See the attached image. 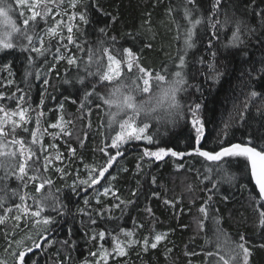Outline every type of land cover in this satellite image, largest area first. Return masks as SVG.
<instances>
[{"label":"trees","instance_id":"obj_1","mask_svg":"<svg viewBox=\"0 0 264 264\" xmlns=\"http://www.w3.org/2000/svg\"><path fill=\"white\" fill-rule=\"evenodd\" d=\"M61 1H66L62 4L66 8V14L61 18L63 24L58 27L62 29L63 41L61 34L47 36V28L54 25L49 15L38 19L34 28L29 26V34L36 37L33 41L35 46H39V38L43 37L44 48L47 49L44 55L31 52L30 48H21L19 45L27 44L21 35L14 36L17 47L0 50V106L8 112L16 111L19 98L24 97L20 103L30 111L26 114L27 122L16 129V136L25 140L26 146H31L36 152L29 162L28 175L52 181L40 193L35 190L40 180L33 182L25 177L26 188L14 177L7 181L9 195L4 207L0 208V216H5V208H12V211L0 223V252L6 239L17 230L13 217L20 212L13 205L23 203L19 195L11 196V189H17L21 195L27 192L37 199L48 197L40 219L45 216L52 218L48 225L41 222V231L33 241L41 247H29L32 251L26 253V264H33L34 261L36 264H97L98 261L104 264L103 259H98L99 254L105 249L112 252L113 238L125 246L127 255L110 256L107 264H218V257H206V253L216 251L217 228L234 241H239V236L243 234L252 253L250 264H264V248L260 247L264 243V231L259 230V214L255 211V202L250 199L254 186L249 176L245 175L243 162L230 169L236 178L232 182H224L222 173H217L215 169L211 172L206 170L211 165L201 157L193 155L177 159L169 156L162 161H155L154 158L141 160L143 149L149 147L155 150L156 145H149L143 140L131 141L122 146L123 155L114 161L106 178L92 187L80 184L79 181L89 175L85 165L101 166L106 163L108 156L99 149L105 144L111 145L110 136L114 135V131L108 127L107 107H95L100 103L96 97L86 102L83 114L80 111L86 87L90 88L99 77H87L86 87L78 82L79 77L87 76L85 66L88 64L89 48L94 53L90 71L96 70L97 57L103 55V47H108L117 58L123 55L124 48H130L143 67L162 73L167 69L169 80L172 79L171 73L177 70L179 56L184 55L187 83L185 90L178 95L185 112L193 102L202 105L199 113L204 123L201 147L205 150L218 149L221 143L246 140L249 133L258 139V129L264 128V121L257 115V109L264 112V95L251 102L244 120L240 119L239 113L250 91L264 94V19L255 14L264 11V0H255V3L253 0H221L219 14L215 18L223 21L227 14L233 22L223 28L217 26L216 38L212 36L213 29L207 19L213 0H197L195 5H186V0H77L75 9L69 7L71 0ZM6 3L11 5L9 17L22 26V20L27 16L21 17L16 0H6ZM186 6L193 10V19L203 18L194 30V47L187 52L184 50V34L190 25L184 18ZM73 12L84 14L88 22L80 21L78 15L70 21L69 16ZM237 19L246 26L242 34L243 43L230 46L229 38ZM70 23L75 25L72 33L75 43L67 41L66 27ZM101 29L105 31L102 33ZM247 29L254 31L248 32ZM5 30L6 26L0 22V32ZM101 40L104 41L102 46L99 44ZM147 44H151V48L146 47ZM68 57H76L79 66L69 65ZM210 63L222 73L216 80L208 79L215 75L208 67ZM106 64L107 58L104 57L101 66L106 67ZM138 75V71L128 74L125 70L121 79L104 82L96 90L107 94L115 87L131 84V80ZM45 79L48 84L44 83ZM159 91V87L154 86L150 94L138 93L137 100L155 104ZM42 97L43 105L40 104ZM89 107L92 109L90 115L87 113ZM41 112L43 115L37 128L36 118ZM61 115L65 121H72L65 126L66 131H71V136L64 135L59 128L49 127L57 123ZM89 122L91 126L87 127ZM11 127V124L5 125L9 133ZM113 127L118 130V125ZM25 128L38 131L35 145L31 144V131L26 132ZM85 132L87 139L82 146L80 141L84 140ZM148 134L155 135L160 141L159 146L174 147L184 152L193 146L195 137L190 121L184 120L175 127L165 123L157 125L153 121ZM12 138L11 134L6 137L8 141ZM70 148L75 149V155H70ZM115 151L110 149L111 154ZM45 158L51 161L46 171ZM178 164L183 167L178 169ZM3 175L0 170V176ZM0 188H3V183H0ZM105 188L115 191L120 200L111 194L105 196ZM49 192L52 193L50 197ZM209 196L212 199L207 205L208 217L205 219L199 209ZM166 200L172 201L173 205L166 204ZM26 203L31 210H35L31 198ZM116 204L119 207H114ZM121 229L131 231L133 236H126ZM102 230L106 233L103 240L99 238ZM160 233H166V238L152 249V239ZM94 235L95 240L92 239ZM38 236H44V239H37ZM146 236L149 237L147 251L142 243ZM129 240L138 243L128 247ZM209 240L211 244L207 243ZM219 242L220 254L227 259L232 245L225 241L222 234ZM9 264H13V260Z\"/></svg>","mask_w":264,"mask_h":264},{"label":"snow or ice","instance_id":"obj_2","mask_svg":"<svg viewBox=\"0 0 264 264\" xmlns=\"http://www.w3.org/2000/svg\"><path fill=\"white\" fill-rule=\"evenodd\" d=\"M56 3V0H16V4L20 8H26V12H21V17L27 15V18L22 20V26H19L15 21H13L8 13L11 9V5L6 3V0H0V22H2L6 26V30L0 32V50H8L17 47L16 43H14V36L21 35L26 41L27 44L19 45L24 50H28L30 48L31 52L37 53L38 55H44L47 49L44 48V39L43 37L39 38V46H35L33 44L34 39L36 37L33 34H29V26L32 28L35 27L38 19L45 18L53 13V7ZM197 0H186V5H195ZM255 3V0H253ZM221 0H213L212 3V11L209 13L207 19L209 26L213 29L212 36L216 38L215 29L217 26L223 28L232 24V17L225 14L223 21L220 19H216L220 10ZM77 6V0H71L69 7L75 9ZM169 14H171V9L168 10ZM193 10L185 7L184 10V18L187 20L190 25L184 34V50L187 52L188 49L194 47V30L195 28L203 22L202 17H197L195 19L192 18ZM66 14V13H65ZM257 16H260L264 19V11L256 12ZM79 16V20L87 23V19L84 14H77L75 12L69 16V20H75L76 16ZM115 19V17H113ZM63 24V21H57V24L53 27L47 28V35L49 37L55 36L58 34V27ZM75 25L68 24L67 25V41L68 43H75L73 38V29ZM246 26L239 19L235 21V28L232 32L231 37L229 38L230 46H238L243 43L242 34ZM102 33L105 29L100 30ZM248 32L254 31V29H247ZM61 41L64 40V36L60 35ZM264 43V42H262ZM99 44L102 46L104 41H99ZM148 48H151V44L145 45ZM209 46H211V40H209ZM66 47V45H65ZM79 48L80 45H77ZM81 51L83 49L81 48ZM103 55L101 57H97V68L96 70L90 71L91 63L93 60V49H88V64L85 66V71L87 73L86 77H79L78 82L81 83L82 86H85V82L87 77H99V80L92 84L90 88L86 87V90L83 93V99L81 100V108L80 111L83 114L85 111V104L90 100L91 97H96L100 103L96 104L95 107L97 109H101L103 107H107L108 111L106 113L108 120V127L114 131V135H111V145L105 144L104 147L100 148L99 151L103 152L108 159L105 164L101 166H89L85 165V168L89 171L88 178L85 180H80V184L87 185L88 187H92L93 185L98 184L103 178H106V173H108L109 169L113 166L114 161L117 160V157H122L123 152L121 151L122 146L126 145L131 141H146L149 145L155 144V150H152L149 147H145L143 149L141 160L145 158H154L155 161H162L165 157H173V158H183L185 156H198L203 158L205 162L210 163V167L206 170L211 172L213 169L217 173H222L221 179L224 182H232L236 175L235 173L230 172V169L234 165H238L240 162L244 164V172L245 175L249 176L251 183L253 184V190L250 195V199L255 202V211L259 214V230L264 231V128L258 129L259 137L258 139H254L252 134L249 133L246 140H241L236 143H221L218 146V149L213 150H205L201 147V139L204 135V123L200 116V110L202 105L200 103L193 102L192 104L187 106V111L185 112V106L181 103L179 99V93L185 90V85L187 83L185 78L184 69L186 67V59L184 55H180L178 58V63L176 64L177 70L171 73L172 79H168V71L167 69L164 72H154L153 70H149L143 67L139 62V57L132 51L130 48L123 49V55L120 58H117L116 55L112 54L111 50L108 47H103L102 49ZM59 52V48L57 49ZM215 52L213 56H215ZM107 58L106 67H102L103 58ZM31 57H29V61L31 62ZM67 63L69 65H77L78 61L76 57H68ZM8 67V65H5ZM55 67V66H54ZM209 69L215 73L213 76H209L208 79L216 80L219 78L222 73L217 72L215 69V64H209ZM128 74H132L135 71H138L139 75L135 76L131 80V84H123L121 86L115 87L111 89L107 94L97 92V87L102 86L104 82H114L118 79H121L124 75V72ZM51 71V69H49ZM264 71V69H262ZM37 78H39V73H37ZM67 83V81H65ZM45 84H48L49 81L45 79ZM154 86L159 87V98L157 99L155 104L149 105L147 101H138L137 94H150L152 88ZM262 93H258L255 90L249 92L247 100L243 106V110L240 111L239 116L241 120L245 119V114L249 110L251 102L259 97H261ZM152 98L151 96L149 97ZM67 99V98H66ZM20 102L24 100V97L21 96L19 98ZM17 103L16 111L8 112L2 106H0V113H3V116H0V170L3 171L4 175L0 176V183H3V188H0V208L4 207L6 200L8 199L9 189L7 181L10 178H15L20 181V183L26 188L27 184L25 183V177H28L30 181L40 180L41 182L36 185V193H40L45 185H51L52 181L48 178L33 175L29 176L28 171L30 168V161L33 160V157L36 156V152L33 151L31 146H26V142L23 139L17 138L16 129L18 127H22L23 123L27 122V113L30 111L28 108H24L22 104ZM75 103V101H73ZM44 99L41 98L40 104L43 105ZM61 110L63 109V103L60 105ZM115 108L116 111H112ZM92 109L87 108V113L90 115ZM43 113H38L36 118L37 128H39L40 116ZM123 115V118H120ZM257 115L264 121V112H261L260 109H257ZM18 117V119H15ZM83 119V115L81 117ZM190 121L192 129L195 131L194 144L189 149V151H177L174 147H162L159 146L160 141H158L155 135H149L148 130L151 127V123L154 121L157 125L161 123H165L171 125L172 127L177 126L178 122ZM72 121H65L63 115L58 118V122L52 125H49L51 128H59L60 132L64 135L71 136V131H66L65 126L67 124H71ZM11 124V133H9L5 125ZM114 125H118V130H115ZM90 122L87 127H90ZM103 127V124L101 125ZM228 125L225 124V128ZM24 131H31V144L35 145L37 143V130H31L25 128ZM45 132L47 130L45 129ZM11 134L12 139L8 141L6 137ZM103 134V133H102ZM167 134V133H165ZM58 135V134H56ZM87 139V132L84 133V140H81L80 143L83 146L85 140ZM18 146V147H12ZM110 149H115V153L111 154ZM41 150L43 151V145H41ZM70 155H75V149H69ZM59 159V155L56 157ZM45 171L47 170V164L51 163L48 158H45ZM139 164L137 167L139 168ZM182 164H178L177 168H182ZM60 171V169H57ZM93 173H98V175H93ZM111 179H115L112 177ZM155 181V178H153ZM208 179V177H205ZM90 181V183H89ZM247 187V185H245ZM191 188V185L189 186ZM216 188V183H213V189ZM58 191V190H57ZM75 191V187H74ZM105 196L111 194L116 200H120V197L117 195L115 191H112L111 188H105L104 193ZM135 194V193H134ZM19 199L23 202L21 204H14L13 207L22 215H17L14 219L19 222L28 215L36 218L34 220V225H39L41 222L44 225H48L52 222V218L49 216L43 217L41 220V213L44 211L45 200L48 197H44L43 199H37L34 195L29 196L27 192L24 194H19L17 189H11V196H18ZM153 195H158L157 193H153ZM48 196H52V193L49 192ZM31 198L35 204V210H31L30 206L26 203L27 199ZM212 197L209 196L208 200L205 201V204L202 205L199 209L200 213H202L207 219L208 217V208L207 205L209 201H211ZM225 200L228 199L227 196L224 197ZM87 204V200L85 201ZM120 203H124V201H120ZM130 203V202H129ZM166 204L173 205L172 201H165ZM114 207H119V204L114 205ZM5 216H0V223H3L5 217L9 215L12 211V208H5ZM82 211V210H81ZM151 212V209L148 210ZM93 224L96 223L95 220L92 221ZM18 226V225H17ZM142 227V225H141ZM201 229L204 228L203 221L200 222ZM122 232L125 233L126 236L132 237L133 233L131 231H125L121 229ZM225 237V241L228 244H231L232 247L229 248V256L226 259L224 255L220 254L221 244H220V235ZM105 231L99 232V238L103 240L105 238ZM166 233L156 234L152 239V243L150 247L155 249L157 245L166 238ZM31 237H29L30 239ZM37 239H44V236H38ZM93 240L96 239L94 235L92 237ZM114 240V248L111 253H109L106 249L100 253L101 259L104 260V264H107V260L110 256H119L123 257L127 255L125 246L113 238ZM66 243V242H65ZM136 240H129L127 242V246L131 247L133 244H137ZM144 250L147 251L149 247V237H145L143 240ZM207 243L211 244L212 241L209 240ZM247 241L243 234L239 236V241H234L231 237L224 233L222 229L217 228V236H216V251L206 253V257L216 256L218 257L219 262H223V264H250V256L251 250L248 246H246ZM18 249L12 250L11 254L13 256V264H26L25 257L26 253L31 252L32 248L26 247L22 241L17 242ZM33 247L40 248L41 245L34 243ZM261 248H264V243L260 245ZM11 248V244L9 245ZM169 251H171L169 249ZM195 253H192L194 255ZM93 256H96V253H92ZM0 264H7L5 260H0ZM33 264H36L34 261ZM99 264V261L97 262Z\"/></svg>","mask_w":264,"mask_h":264},{"label":"rangeland","instance_id":"obj_3","mask_svg":"<svg viewBox=\"0 0 264 264\" xmlns=\"http://www.w3.org/2000/svg\"><path fill=\"white\" fill-rule=\"evenodd\" d=\"M63 3H66V1L57 0V2L54 5H52L53 13L50 15V18L54 20L53 26H55L57 24V21H61L63 14L66 12V8L62 7ZM16 6L19 9L20 13L27 11L26 8H20L17 4H16ZM25 16H27V15H25ZM61 32H62V29L58 28V34H61ZM66 33H67V27H66ZM18 215H22V213H20ZM14 217H13V220L15 221V224L18 225L17 230L14 233H12L13 235L9 236L6 239L5 245L2 249V251L0 252V260H5L7 262V264H9V261L13 260V256H12L11 252L14 249H18V245H17L18 241H22L26 247H31L33 245L34 239L36 238V236L41 231L40 230L41 223L39 225H34L33 222H34L35 218H33L32 216L28 215L27 217H25L24 219H22L19 222H17L14 219ZM29 237H31V238L29 239ZM10 244H11V248H9ZM100 258L101 257L99 254L98 259H100Z\"/></svg>","mask_w":264,"mask_h":264}]
</instances>
